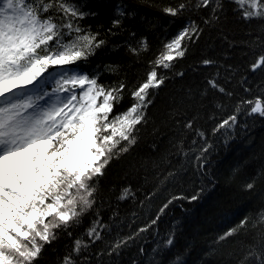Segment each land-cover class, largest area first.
Masks as SVG:
<instances>
[{"label":"snow or ice","instance_id":"snow-or-ice-1","mask_svg":"<svg viewBox=\"0 0 264 264\" xmlns=\"http://www.w3.org/2000/svg\"><path fill=\"white\" fill-rule=\"evenodd\" d=\"M229 3L242 20L264 23V0ZM106 6L105 0L88 10L83 0H0V264H39L45 248L61 233L72 236L69 229L78 226L81 218L96 207L100 178L113 160L137 143V132L147 123V109L165 83L162 73L184 57L183 42L194 41L203 31L190 21L149 62L145 79L133 89L128 90L124 80L104 85L99 82L100 72L90 71L87 66L107 41L83 21L99 15L97 8ZM224 7L222 0H187L163 11L177 18L193 8L207 10L209 16L203 23L210 26L220 21ZM134 14L129 6L117 4L108 33L115 35L113 29L121 30L123 19ZM145 47L141 41L140 47L129 46V51L138 56ZM212 63L203 61L204 65ZM258 69L264 70V51L250 66L253 72ZM208 84L225 95H233L215 80ZM125 98L131 100L130 106L117 112ZM241 112L264 118V95L238 101L235 111L213 128V135L238 126ZM183 127L193 129V120H187ZM196 135L203 137L204 133L197 131ZM196 144L194 139L192 145ZM224 146H228L227 139ZM172 147L193 165L200 187L170 194L150 224L112 241L106 249L109 255H118L121 249L135 243L141 233L157 224L170 205L199 202L211 191L208 185L214 186L211 178L207 184L204 182L212 147L206 140L190 149L191 156L184 152L182 140ZM186 171L183 166L169 171L160 183L179 181L184 178L179 173ZM245 188L254 190L255 184L249 182ZM130 194L126 188L119 199L125 200ZM107 227L96 213L86 231L87 239H73L71 250L60 258V264H88L85 253L103 239ZM175 228L157 245L154 251L158 255L174 247ZM240 232H254L259 239L237 264H264V208L244 217L217 242ZM170 264H186L184 255L177 253Z\"/></svg>","mask_w":264,"mask_h":264},{"label":"trees","instance_id":"trees-1","mask_svg":"<svg viewBox=\"0 0 264 264\" xmlns=\"http://www.w3.org/2000/svg\"><path fill=\"white\" fill-rule=\"evenodd\" d=\"M98 2L83 0L85 10ZM105 2L106 7L97 8L99 15L83 21L107 41L87 66L90 71L100 72L99 82L104 85L124 80L128 90L133 89L145 79L150 70L149 62L190 21L203 31L194 41L183 42L186 45L184 57L175 60L173 67L162 73L165 83L147 109V123L137 132V143L128 153L113 160L97 184L94 210L84 215L78 226L69 229L71 237L61 233L51 246H47L39 264H60V258L71 250L73 239H87L86 231L96 219V213L108 227L102 233L103 239L96 241L85 253L88 264H161V261L170 264L177 253L184 255L186 264H237L259 237L254 232H240L223 242L218 243L217 239L244 217L264 208V118L241 112L238 126L215 135L212 130L235 111L238 101L264 95V70H250L251 64L264 51V23L242 20L232 10L234 5L229 0H222L224 14L219 22L210 26L203 23L209 16L207 10L193 8L177 18L163 11L165 7H175L187 0ZM117 4L129 6L135 14L124 18L121 30L113 29L116 34L112 35L108 29L112 26ZM141 41L146 47L138 56L131 54L129 46L140 47ZM205 59L213 63L204 65ZM209 80H215L233 95L212 89ZM130 103L131 100L125 98L116 111L125 110ZM190 119L194 128L185 129L183 125ZM197 131L204 136H197ZM194 139L196 145H192ZM226 139L227 147L224 146ZM181 140L184 152L190 156V149L198 148L205 140L212 146L204 177L205 184L209 178L213 180L214 186L208 185L211 191L199 202L178 201L170 205L157 224L141 233L135 243L121 249L118 255H109L106 251L109 244L150 224L170 194L200 187V177L193 175V165L183 154L177 155L172 147ZM165 155L167 159H163ZM182 166L187 169L179 173L183 179L160 183L169 171ZM249 182L255 184L254 190H246ZM126 188L131 194L120 200ZM173 226H176L174 247L158 255L154 250Z\"/></svg>","mask_w":264,"mask_h":264},{"label":"rangeland","instance_id":"rangeland-1","mask_svg":"<svg viewBox=\"0 0 264 264\" xmlns=\"http://www.w3.org/2000/svg\"><path fill=\"white\" fill-rule=\"evenodd\" d=\"M49 91H51V85H49V88H48Z\"/></svg>","mask_w":264,"mask_h":264}]
</instances>
